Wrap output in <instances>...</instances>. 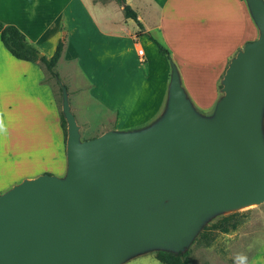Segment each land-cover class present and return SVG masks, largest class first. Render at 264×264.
Returning <instances> with one entry per match:
<instances>
[{"label":"water","instance_id":"obj_1","mask_svg":"<svg viewBox=\"0 0 264 264\" xmlns=\"http://www.w3.org/2000/svg\"><path fill=\"white\" fill-rule=\"evenodd\" d=\"M244 1L257 35L228 59L207 114L169 57L156 116L81 139L58 80L65 170L0 192V264H121L133 252L176 253L207 212L264 199V0Z\"/></svg>","mask_w":264,"mask_h":264},{"label":"rangeland","instance_id":"obj_2","mask_svg":"<svg viewBox=\"0 0 264 264\" xmlns=\"http://www.w3.org/2000/svg\"><path fill=\"white\" fill-rule=\"evenodd\" d=\"M16 1L43 13L50 9L49 0ZM142 1L126 0L138 11L143 7ZM10 2L1 0L3 13L7 12ZM74 3L75 0L68 2L67 12L76 21L73 26L68 25L72 28L68 47L54 66L57 78L38 59L33 61L36 66H28L0 57V192L24 177L43 172L63 175L66 125L64 120L63 130L58 80L66 88L81 139L113 126L145 123L161 110L164 92L161 91L162 97L158 100L155 69L137 66L127 38L121 37L112 44V40L88 32L91 25L87 20L85 31H76L74 27L78 28L81 15ZM109 6L112 24H117L121 11L112 3ZM45 22L39 16L37 27L40 29ZM55 27L56 22L44 27L40 38L43 44H47ZM220 86L218 82L215 99L221 93ZM213 104L195 107L207 114ZM260 129L264 140V107ZM230 212H235L233 217L238 219L234 228L205 229L206 236L200 237L204 226ZM155 250L133 252L121 264H164L153 256ZM182 251H187L188 264H264V199L207 212L199 219L189 241L177 252Z\"/></svg>","mask_w":264,"mask_h":264},{"label":"crops","instance_id":"obj_3","mask_svg":"<svg viewBox=\"0 0 264 264\" xmlns=\"http://www.w3.org/2000/svg\"><path fill=\"white\" fill-rule=\"evenodd\" d=\"M69 1L49 0L50 9L43 13L40 9H33L17 3L16 0H11L7 6V12L3 13L0 0V20L14 24L23 32L25 38L46 56L52 53L57 38L65 32V43L59 56L61 58L65 55L72 30L68 25L73 26L76 21L73 22L76 18L71 17V14L67 12ZM110 3L121 11L115 0H86L85 2L75 0L74 7L77 6L81 17L78 28L74 27V29L78 32L85 31L84 24L87 20L91 25L88 32L92 35L110 39L112 44L115 40L119 41L121 37L127 38L129 47L134 51L137 66L141 68V65H144L155 69L157 73L155 87L159 100L162 97V90L165 96L169 71L168 59L163 58L154 42L145 34H135L137 25L132 19L131 22L130 18L124 17L122 11L118 23L112 24L114 21L110 16ZM130 4L133 9L136 8L135 5L132 6L133 3ZM141 6L143 7L139 11L135 9L137 18L142 24L141 31H147L169 50V57L175 63L181 84L193 104L196 106L213 104L215 89L228 59L243 42L257 35V28L245 1L144 0ZM86 15L87 18H85ZM39 16L46 20L45 25L40 29L37 27ZM53 22H56L55 32L46 40L47 44H43L40 38L44 27ZM138 48L142 50L141 55L137 53ZM0 57L11 62L20 61L28 66H36L33 61L12 56L1 42ZM153 59L155 66H153ZM142 124L137 123L131 127L117 125L109 128H132Z\"/></svg>","mask_w":264,"mask_h":264},{"label":"trees","instance_id":"obj_4","mask_svg":"<svg viewBox=\"0 0 264 264\" xmlns=\"http://www.w3.org/2000/svg\"><path fill=\"white\" fill-rule=\"evenodd\" d=\"M115 2L120 6L122 14L124 17H128L134 21L137 25L136 35L145 34L150 40H152L158 50V52L165 58H169V50L153 36H151L147 31L142 32V24L137 18L135 9H133L126 0H115ZM65 32H62L57 38L54 45L52 53L48 56L41 53L37 56V51H39L31 42H29L23 32L19 30L12 23H4L0 20V42L9 51V53L19 59L27 61L39 60L42 62L44 68L48 73L57 78V72L54 69L57 59L59 58L64 43H65ZM61 127L64 130V119L60 115ZM235 212H230L221 215L219 218L211 222L208 226H204L202 231L199 233L200 237H205V229H217L220 231H227L229 228H234L238 222V219L234 218ZM153 256L164 264H188L187 251L171 253L162 250H156Z\"/></svg>","mask_w":264,"mask_h":264},{"label":"built area","instance_id":"obj_5","mask_svg":"<svg viewBox=\"0 0 264 264\" xmlns=\"http://www.w3.org/2000/svg\"><path fill=\"white\" fill-rule=\"evenodd\" d=\"M137 53H138L139 55L142 54V50H141V48H138V49H137Z\"/></svg>","mask_w":264,"mask_h":264}]
</instances>
